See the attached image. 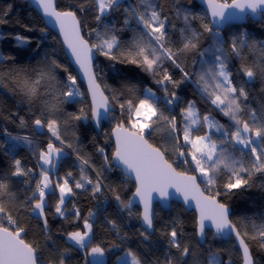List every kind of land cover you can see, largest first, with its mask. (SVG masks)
<instances>
[{
    "label": "snow or ice",
    "instance_id": "obj_1",
    "mask_svg": "<svg viewBox=\"0 0 264 264\" xmlns=\"http://www.w3.org/2000/svg\"><path fill=\"white\" fill-rule=\"evenodd\" d=\"M35 3L42 9L44 16L55 19L59 25L60 33L64 37V43L71 49L76 63L84 70L88 78V91L91 94L89 106L90 118L97 128L101 127L103 120L115 119V108L118 103L122 119L115 125L112 134L115 137V152L113 158L122 163L128 172L135 173L136 187L125 204L120 195H116V201L120 202L122 208L132 214L134 203L138 200L143 204L141 219L148 229L153 227L154 213L152 209L153 193H157L161 200H167L173 193L169 188L175 189V193L183 195L187 203L189 198L195 200L199 209V235H205V220L211 221L219 236L231 237L235 234L239 247L242 250V264H254L250 246L245 237L252 240H259V246L264 248V225L252 224L253 231L247 230L243 235L237 225L229 219L228 206L217 197L220 191L214 194L212 189L223 181V194L228 195L234 189L250 186L249 181L256 173L264 174V111L257 112L245 105L243 101L248 99L245 84L252 81L258 74L264 76V43L259 45L261 53L260 62L253 60L251 64H242L240 71L248 78V81H241L239 85L233 84V73L229 68L228 59L230 54L243 59V51L246 48L257 49L255 41H250L247 30L244 29L231 37L226 42L221 35L225 24L234 20H242L251 13L253 17L264 20V0H208L211 9L212 20L202 23L203 32L195 30L191 20L199 19L198 16L190 13H183L185 27L182 28V43L175 45L171 40L168 31L169 18L162 15L159 5L152 0H138L137 5L124 7L122 0H92L95 11L94 19L98 27L93 28L89 35L95 36V42H91L82 35L81 21L77 12L84 11L83 5L79 8L58 10L55 0H35ZM141 5L143 7H141ZM11 6H9L10 8ZM123 8L124 19L122 26L117 28L115 24L105 23V19L113 12ZM6 16L7 13L5 12ZM177 15L180 10L177 9ZM133 21L135 27L132 26ZM4 21L0 19V23ZM214 26V27H213ZM175 28V25H172ZM130 31L131 38L124 41L117 34L118 32ZM43 31V30H42ZM212 36V44L200 51V42L203 33ZM17 46L28 43L27 38L17 36ZM228 43L226 50L225 44ZM93 50L105 56L110 61L135 65L143 71L150 73L154 82L163 89V97H157L151 87L139 89L135 84H127L121 99L117 96L111 98L104 94L100 83H97V74L92 71ZM196 52L200 56L201 70L198 73H190L181 66V57L188 53ZM14 59L0 55V61ZM171 64L182 74V79H175L168 71L167 64ZM47 71H38L34 79L26 78L18 81L20 91L30 101L45 95H51L53 99L60 97L82 96L77 87L76 77L69 74L67 83L62 88L52 84L41 93V82L47 77L55 81L56 68L63 66L55 60L47 65ZM67 71V69H64ZM19 75V73H17ZM196 76L198 91L206 101L215 106L223 116L230 121L229 125L220 123L214 115L202 114L196 107V101H187L185 106L180 108L179 118L175 113L180 107V97L174 89L178 88L192 76ZM61 83V82H57ZM169 85L173 90H169ZM59 93V95H57ZM66 102V101H64ZM45 109L50 112L56 111L55 105L44 101ZM71 115V114H70ZM75 120H87L89 115L81 109L80 115L72 116ZM23 123V121H21ZM36 128H47L51 137L59 142L57 146L51 140L46 148L38 153L37 167L40 169L39 179L35 182V188L30 189L31 195L20 200L13 209L5 207L0 201V264H38V248L27 243L22 234L26 233L19 219L12 214L13 211L22 215L24 213L36 214L42 219L44 229H48L46 207L47 197L55 195V189L59 190L58 202L55 205V212L60 217H65L66 198L75 195V189H85L87 185L92 186V193L95 196L101 192L102 185L99 180H93L85 174V166L89 160L77 156L81 161L80 178L75 180L71 171L58 179L54 186L50 178V172L56 170L57 162L65 154V141L61 137L57 119H35ZM163 131L165 135L161 138L165 144H170L171 150L177 159L186 165H192L193 171L199 173L205 183L202 191L197 183L195 175L177 171L172 162L166 158L167 147L163 150L159 146L149 143L148 137L154 132ZM10 135V134H9ZM20 139V138H13ZM28 145L32 141L23 137ZM67 147L71 148V144ZM98 152L103 155L105 149L100 147ZM105 161L108 157H104ZM48 167L45 168L44 166ZM16 177H30L34 175L33 169L25 170L21 167V161H14V171L11 173ZM99 175V173H98ZM70 180L73 183L70 184ZM32 180L25 181L31 185ZM208 192V195H205ZM8 193L6 182L0 181V195ZM13 198L15 199L14 195ZM73 215L79 220L81 214L79 209L73 208ZM94 217L95 213H90ZM115 227V222H111ZM84 231H72L67 234L69 241L81 249L87 248V238L93 229V224L88 218L83 219ZM142 235H144L142 233ZM180 233L173 227L168 233V244L180 252L181 257L190 255L188 246L180 243ZM145 235V239H147ZM182 249V250H181ZM104 248L100 245L92 247L88 255L91 257H102ZM59 264H65V259L59 260ZM89 264H102L101 261H90ZM117 264H143L142 259L132 250L127 251L123 256L117 258ZM166 264H173L169 258ZM207 264H223L218 255H209Z\"/></svg>",
    "mask_w": 264,
    "mask_h": 264
},
{
    "label": "trees",
    "instance_id": "obj_2",
    "mask_svg": "<svg viewBox=\"0 0 264 264\" xmlns=\"http://www.w3.org/2000/svg\"><path fill=\"white\" fill-rule=\"evenodd\" d=\"M218 1L223 2V0ZM152 2L159 5L162 15L169 18V36L175 45L182 43L180 30L185 27L184 12H190L199 17V19L191 20L193 28L199 32H203L202 23L209 22L207 14L194 0H152ZM228 2L231 3V0ZM122 4L124 7L137 5L138 0H122ZM81 5L85 10L78 11L77 15L81 21L82 35L90 43L95 42L94 34L89 35L93 28L98 27L94 19L95 11L92 0H56L58 10H67L70 7L75 9ZM177 9L180 10L179 16ZM124 15L123 8H121L109 15L104 22L115 24L117 28H120ZM0 19L4 21L0 23V55L14 58L0 61V181L7 183L8 192L15 197L14 199L13 195L5 193L0 195V201L5 207L13 209L20 200L30 196V189H34L35 182L39 179V168L37 167L39 151L46 148L50 140L57 146H61L51 137L46 127L43 135L35 133L33 128L35 119H57L61 137L65 141L63 146L65 154L50 178L58 180L57 176L64 177L67 172L71 171L74 179L79 180L81 167V161L77 159L79 155L90 162L88 166H85V174L93 182L99 180L104 188V192L101 191L95 196H93L91 185H87L85 189L73 188L76 194L70 195L66 199V205L63 206L66 218L58 216L55 212V205L59 198V193L55 190V195L47 197V231L44 229L42 219L37 218L35 214L20 215L15 211L12 212L26 228V233L22 234L23 239L38 248V264H59L62 256L65 264H89L88 252L96 245L104 248L106 264H116L117 258L128 250L135 252L142 259L143 264H166L169 258L173 264H207L209 255L212 253L217 254L223 264H242L240 253L232 241L224 242L221 238L207 232L206 244L200 246L196 239V218L193 213H187L181 205L172 203L170 212H164L157 206L154 208L153 235L148 236L140 228L138 209L132 210V214L129 215L128 210L122 208L120 202L115 199L118 194L126 204L135 189L133 183L128 178H124L120 171L111 165L114 147L111 145L109 133L117 123L125 119L120 114L118 103L115 108V119L110 117L109 123L103 125L100 135L96 134L89 123L84 124V119H73L72 116L80 115L81 109H84V112L89 115L87 119L89 121L90 104H88L82 85L77 80L76 73L65 58L56 35L46 29L43 20L30 7L27 0H0ZM247 22V25L227 26L221 33L224 40L230 42L232 36L239 35L246 29L250 41H255L257 44L255 51L250 48L244 49L243 59L228 53V65L233 73L234 85H239L241 81H248V78L240 71L242 64H251L253 60L259 63L261 59L259 45L264 43V20L258 23L251 20ZM172 25H175V28ZM132 26L135 27L134 21ZM117 34L124 41H128L132 36V33L127 30ZM17 36L27 38L28 43L17 46ZM212 42V36L209 33H203L199 50L203 51L208 48ZM225 48L228 49V43L225 44ZM96 56L94 71L97 74V82L110 98L115 95L123 99L121 92L129 83L137 85L139 89L151 87L157 97H163L162 87L154 82L150 73L135 65L110 61L98 53ZM200 59L196 52L188 53L181 57V66L190 73H198L201 70ZM52 60L63 67L55 69V81H50L46 77L41 82V93H44L52 84H55L57 88H62V84L67 83V76L71 74L76 77L77 87L83 93L82 96L72 97L70 100L69 97L53 99L51 95H45L30 101L20 91L18 81L26 78L34 79L36 72L47 71L46 66L50 65ZM166 67L175 79L183 78L179 70L170 63ZM195 80L196 76L193 75L191 80L185 81L174 89L180 97V107L175 110L177 117L179 118L180 108L184 107L187 101L194 100L202 114L211 112L220 123L229 125L228 118L202 98ZM168 87L170 91L173 90L171 85ZM245 88L248 99L243 103L257 112L264 111V76L258 74L252 81L245 84ZM45 100L55 105L56 111H47L44 105ZM164 135L163 131L154 132L148 137L149 143L161 147L162 150L167 147L166 158L169 162L173 163L177 171L195 175L204 190L203 179L193 171L192 165L183 164L177 159L170 144H165L161 139ZM17 137L20 139H13ZM23 137L30 139L32 144L28 145L22 139ZM68 144L72 147H67ZM100 147L105 149L103 155L98 152ZM105 156L108 157L107 161L104 159ZM17 159L21 161V167L25 170L33 169L34 175L30 177L12 176L14 161ZM28 179L33 181L31 185L25 183ZM71 183H73L72 180H70ZM222 183V180L218 181L212 192L213 194L216 191L221 192L217 199L231 210L230 220L237 225L241 234L243 235L245 231V224L249 232L253 231V223L257 226L264 225V174H254L249 181L250 186L234 189L228 195L223 194ZM205 194L208 195V192ZM105 198L111 200V203L101 210ZM74 207L80 211L81 219L79 220L73 215ZM90 213H95V216L90 217ZM84 218L89 219V222L93 224V229L87 248L80 250L68 242L67 234L77 230L84 231ZM113 221L115 227L111 223ZM173 227L181 234L179 239L182 247L185 245L189 247V256L182 258L180 252L168 244V233ZM245 239L250 246L254 264H264V248L259 246V240L247 237Z\"/></svg>",
    "mask_w": 264,
    "mask_h": 264
},
{
    "label": "water",
    "instance_id": "obj_3",
    "mask_svg": "<svg viewBox=\"0 0 264 264\" xmlns=\"http://www.w3.org/2000/svg\"><path fill=\"white\" fill-rule=\"evenodd\" d=\"M27 1L29 3L30 7H32V9L35 10L36 13L39 15L41 20H43L46 29L49 30L50 32H52L53 34H55L57 39H58V41H60L61 49L64 52L65 58L70 63V66L72 67V69L76 73L77 80L82 85V87L84 89V92L86 93V97L88 99V104H91V94L88 91V87H89L88 78L85 75L84 70L81 69L79 64L76 63V58H75V56L72 55L71 49H69L67 44L64 43V37L60 33L59 25L56 24L54 18L44 16L42 9L35 3V0H27ZM194 1L197 2V4L202 8V10L207 14L208 20L210 22L212 20V16H211V9L209 8V5H208V0H194ZM218 2H220V1H218ZM55 3H56V0H55ZM248 20H251V21H254V22L258 23L261 19H259V17H253L251 15V13H248V16L245 17L242 20H234V21H232L230 23L225 24L224 27H223L222 32L226 29L227 26H236L237 27V26L247 25V23H248L247 21ZM96 58H97V56H96L95 50H93V67H92V71H94V65H95V62H96ZM0 89H1V86H0ZM104 94H105V92H104ZM109 119L103 120L101 122V127L100 128H97L95 126V123L93 122V120L91 118H90L89 121L88 120H84L83 122H84V124H88L89 123V125H91L93 127V129L96 132V134L100 135L101 132H102L103 125L104 124H108L109 123ZM33 128H34L36 134L43 135L44 132H45L44 128L38 129V128H36L35 125H34ZM112 130H113V128H112ZM112 130L109 133V135H110L109 139H110L111 145L114 147L113 148V153H112V156H111L112 157L111 165H112V167H115L116 169H118L124 178H128L133 183V186L135 188L136 187L135 173L128 172V170L126 169V167L122 163H120L119 161H117V160H115L113 158L114 152H115V137L112 134ZM197 183H198V179H197ZM200 188L203 191L201 185H200ZM168 191L170 193H173V195L170 196L166 201L165 200H161L157 193H153L154 199H153L152 209H153L154 215H155V209L154 208L156 206L158 208H161L164 212H170L172 203L181 205L187 213H189V214L193 213L195 218H196V226H195V228H196V239L198 240V243H199L200 246H203V245L206 244V241H207L206 234H207V232H210L213 235H215L216 237L221 238L224 242L225 241H227V242L232 241L234 246H235V248L238 249V251L240 253V257L242 259V250L240 249L238 241L235 238V234H233L230 238L229 237H225V236H219V235L216 234L215 227L211 224V221L205 220L204 221V223L206 225V227H205V235L202 238L199 235V223H198L199 222V218H200V212H199V209H197V207H196L195 200H192L191 198H189L188 202L186 203L184 201L183 195H181L179 193H175V189L169 188ZM134 192H135V189H134ZM205 195H207V194H205ZM129 199H133V196L131 195ZM134 209H138V211H139L138 220H139L140 228L143 231H145L148 236L149 235H153V233H154L153 227L151 229H148L147 226L143 224V221L141 219V214L143 212V204L139 203L138 200H137L134 203V206H133L132 210H134ZM229 212H230V215H231V210L230 209H229ZM230 218H231V216H229V219ZM154 220L155 219L153 218V224H154ZM90 261H101L102 264H106V256H105V254L102 257H91V256H89V262Z\"/></svg>",
    "mask_w": 264,
    "mask_h": 264
},
{
    "label": "rangeland",
    "instance_id": "obj_4",
    "mask_svg": "<svg viewBox=\"0 0 264 264\" xmlns=\"http://www.w3.org/2000/svg\"><path fill=\"white\" fill-rule=\"evenodd\" d=\"M70 100H72V98H69ZM59 162V161H58ZM58 162H57V165H58ZM45 168H47L48 166L47 165H45L44 166ZM38 171H40V169H38ZM55 171V170H54ZM53 172V171H52ZM52 172H50V177H51V173ZM199 174V173H198ZM61 178H63V176L62 175H59L58 176V178L57 179H61ZM52 179V178H51ZM52 181H53V186H54V184H55V182L57 181L56 179H52ZM58 193H59V190L58 189H55ZM36 215V214H35ZM37 216V215H36ZM90 238H91V233H90V235H89V237L87 238V243L89 242V240H90ZM67 240H68V238H67ZM68 242L70 243V244H72V245H74V243L73 242H71V241H69L68 240ZM76 246V245H75ZM76 247H78L79 248V246H76ZM134 247H132V249H133ZM79 249H81V248H79ZM83 250V249H82ZM125 254V253H124ZM123 254V255H124ZM122 255V256H123ZM117 264V263H116Z\"/></svg>",
    "mask_w": 264,
    "mask_h": 264
},
{
    "label": "built area",
    "instance_id": "obj_5",
    "mask_svg": "<svg viewBox=\"0 0 264 264\" xmlns=\"http://www.w3.org/2000/svg\"><path fill=\"white\" fill-rule=\"evenodd\" d=\"M101 185H102V183H101ZM34 188H35V187H34ZM101 191L104 192L103 185H102V189H101ZM110 203H111V200H109L108 198H105V199H104V202H103V205L101 206V210L105 209V207H106L107 205H109Z\"/></svg>",
    "mask_w": 264,
    "mask_h": 264
},
{
    "label": "crops",
    "instance_id": "obj_6",
    "mask_svg": "<svg viewBox=\"0 0 264 264\" xmlns=\"http://www.w3.org/2000/svg\"><path fill=\"white\" fill-rule=\"evenodd\" d=\"M57 178H58V176H57ZM68 197H69V196H68ZM68 197H67V198H68ZM67 198H66V199H67ZM80 250H82V249H80ZM128 251H129V250H128ZM126 252H127V251H126ZM126 252H125V253H126Z\"/></svg>",
    "mask_w": 264,
    "mask_h": 264
}]
</instances>
